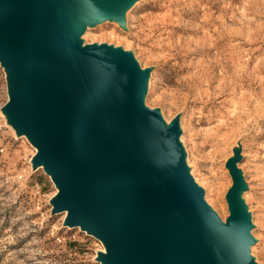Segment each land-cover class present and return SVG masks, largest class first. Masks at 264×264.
<instances>
[{
  "label": "water",
  "instance_id": "obj_1",
  "mask_svg": "<svg viewBox=\"0 0 264 264\" xmlns=\"http://www.w3.org/2000/svg\"><path fill=\"white\" fill-rule=\"evenodd\" d=\"M129 2L0 0V60L22 128L42 143V161L62 187L58 208L70 206L72 221L106 238L109 264H253L235 165L224 224L174 135L144 107L145 72L111 47L71 43L85 21Z\"/></svg>",
  "mask_w": 264,
  "mask_h": 264
},
{
  "label": "rangeland",
  "instance_id": "obj_2",
  "mask_svg": "<svg viewBox=\"0 0 264 264\" xmlns=\"http://www.w3.org/2000/svg\"><path fill=\"white\" fill-rule=\"evenodd\" d=\"M95 45L149 72L146 109L178 128L192 180L227 224L235 165L264 264V0H138L125 23L91 28L83 47ZM14 102L0 60V264H109V248L58 208L60 186Z\"/></svg>",
  "mask_w": 264,
  "mask_h": 264
},
{
  "label": "bare ground",
  "instance_id": "obj_3",
  "mask_svg": "<svg viewBox=\"0 0 264 264\" xmlns=\"http://www.w3.org/2000/svg\"><path fill=\"white\" fill-rule=\"evenodd\" d=\"M136 2H138V0H130V2L128 4H126L123 7H120L119 9H117L116 12L113 15L105 17L104 19H101L99 21H90V20L85 21L82 31L79 32L72 39L71 43L74 44L79 49L84 48L83 47L84 46V38H85L86 34L89 33L91 28L95 27L96 25L103 24L104 22L109 21V20L115 21V22H118V23H125L126 19L128 18L129 10H131L133 8V6L136 4ZM1 22L2 21L0 20V23ZM149 78H150L149 72H145L143 96H142L144 107H147V96H148L149 91H150ZM160 121H161V126L164 129V131L174 135V140H175V143H176V145H177V147H178V149L180 151V154L182 156L183 163H184L185 167L187 168V171L189 173H191V171H190L191 167L189 165V161L185 157V149L182 146V143L180 141V132H179V130L171 128V124L168 123L163 118V116L160 118ZM36 141L40 144L39 146L44 149V146L42 145V143H40L37 139H36ZM46 172L51 174V176L55 179L56 184H59L57 179L55 178V175L52 172H50L49 169ZM247 190H248V185H247V183L244 182L243 187L241 189V193L239 195V198L242 201V205L244 207V210H245V213H246V216H247V219H248V226H247L246 231L244 233V237H245V239H246V241L248 243L247 257L253 264H262L260 261H258L256 255L253 253V248H254V246L257 243V238L255 237V235L252 232L253 228H254L252 214L254 212H252V210L248 206V203H247V200H246L247 196L245 195V193H246ZM62 192H63V190H62V187L60 186V190H59V194H58L57 198H59L61 196ZM246 194H248V193H246ZM203 198H204L205 203L210 207V209L215 213V215H217L220 218V220L224 224H226L227 223V218L226 217H228V216L225 217L222 213L218 214V208L215 207V204H216L215 200H214V203H213L210 198H207V197H203ZM63 209H65L67 211L66 220H67V222L69 223V225L71 227H79V229L82 230V231H85L86 234L93 235L94 237L100 239L109 248V245H108L107 240H106L105 237L101 236L98 232L90 230V228L86 227L82 221H72L70 219V216L72 214V209H71L70 206L60 207V211L63 210Z\"/></svg>",
  "mask_w": 264,
  "mask_h": 264
}]
</instances>
